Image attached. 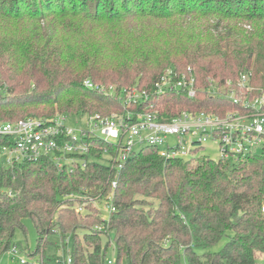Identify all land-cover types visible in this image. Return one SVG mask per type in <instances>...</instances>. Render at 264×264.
Wrapping results in <instances>:
<instances>
[{
    "label": "trees",
    "instance_id": "trees-1",
    "mask_svg": "<svg viewBox=\"0 0 264 264\" xmlns=\"http://www.w3.org/2000/svg\"><path fill=\"white\" fill-rule=\"evenodd\" d=\"M54 22L58 25L48 31ZM27 24L30 30L21 31ZM222 24L227 31L220 30ZM58 29L59 38L44 34ZM79 35L88 37L78 41ZM187 68L198 94L194 99L174 93L157 98L165 108L160 117L182 111L221 117L250 112L242 102L208 89L214 81L218 87L229 81L239 95H264V0H0V74L7 79L0 82V123L40 118L42 111L34 109L53 105L70 117L109 116L122 111V89L139 84L152 91L165 69L180 74ZM242 75L248 76L251 91L238 87ZM34 77L30 96L13 95L14 87ZM86 79L115 84L116 94L90 91L83 85ZM42 85L47 88L40 91ZM101 156L92 150L84 157L86 168L71 174L59 172L45 158L12 167L2 161L0 255L28 218L38 233L36 253L57 228L64 248L72 242L71 264H107L112 241L113 264H258L256 256H264V147L217 161L196 155L166 161L147 147L128 157L122 170L110 168ZM71 193L98 198L99 204L112 196L115 211L106 222L92 204L76 214L67 201ZM77 231L84 232L82 239ZM224 237L220 251H209ZM56 260L45 256L43 264Z\"/></svg>",
    "mask_w": 264,
    "mask_h": 264
},
{
    "label": "built area",
    "instance_id": "built-area-1",
    "mask_svg": "<svg viewBox=\"0 0 264 264\" xmlns=\"http://www.w3.org/2000/svg\"><path fill=\"white\" fill-rule=\"evenodd\" d=\"M248 79V76L242 75L238 87L251 91L246 86ZM83 84L93 92L116 94L114 87L106 89L90 80H85ZM198 91L190 68L180 74L168 69L157 79L152 91L122 89L118 95L122 106L120 113L109 116L54 115L51 118H25L0 123V138L5 139L0 145V158L7 167L45 158L59 172L71 174L78 168H86L88 161L84 157L90 156L92 150L100 151L101 157L110 162V168L122 170L128 157L147 147L156 149L158 156L166 161L188 160L197 155L198 148L208 141L217 146L219 159L249 156L264 147V113L261 111L264 97L240 101L230 94L234 103L242 102L245 108L250 109L244 114L232 111L221 117L205 112L182 111L170 118L165 115L167 119L160 117L161 103L157 98L174 93L194 99ZM98 142L108 145L115 154L99 146ZM115 186L116 183L112 182V187ZM67 201L73 204L78 214H84L89 204L101 205L98 198L91 199L76 193L68 195ZM102 205L108 219L115 211L112 196ZM13 253H17L16 248H13ZM71 262L68 256L64 264ZM20 263L25 264L23 260ZM40 264H43L42 260ZM107 264H113V261L108 260Z\"/></svg>",
    "mask_w": 264,
    "mask_h": 264
},
{
    "label": "rangeland",
    "instance_id": "rangeland-1",
    "mask_svg": "<svg viewBox=\"0 0 264 264\" xmlns=\"http://www.w3.org/2000/svg\"><path fill=\"white\" fill-rule=\"evenodd\" d=\"M70 18H66V21L69 22ZM78 22V21H77ZM76 22V23H77ZM214 21H209L208 23L210 25L213 24ZM58 22H54L53 25H50L48 26V31L51 30V29H54L58 24ZM237 23H239L240 25L242 24L241 21H237ZM233 24H236V23H232ZM256 25V26H255ZM30 26H32V24H27V27H23L21 28V31L23 32H27L30 30ZM245 30L247 31H251L250 27L248 25H243L242 26ZM254 28H261V25L260 24H254L253 25ZM220 30L222 31H227V28L224 27V25L222 24L220 26ZM61 30L58 29V30H55V32H48V33H44V34H49L53 39L54 38H59V32ZM212 35L214 33H211ZM30 36V35H28ZM27 36V37H28ZM111 38L112 36L109 35ZM86 37L88 36H85L83 37L82 35H79L77 37V40L78 41H82L84 40ZM61 38V37H60ZM66 36H64L62 38V41L65 42L66 40ZM114 38V37H113ZM70 39V38H69ZM71 40V39H70ZM72 41V40H71ZM32 55V59H34L33 57H35V55L31 54ZM258 64H256V68H257ZM168 70V69H165V71ZM185 72V71H184ZM183 72V73H184ZM37 77V79H39V76L38 75H35ZM144 78H146V75H144ZM140 79V78H138ZM1 80H4V76H2L0 74V82H3L5 83L4 81L7 79H5L4 81H1ZM88 80V79H86ZM36 78L34 77L33 80L30 82V80H27L28 84L27 85H24V86H20V87H14L15 90H14V96L17 94H27L30 96L32 90L34 89V86L33 84L36 82ZM43 82H45L43 79H42ZM85 81V80H84ZM2 83V84H3ZM9 83V82H8ZM230 85H229V84ZM95 84V83H94ZM84 85V84H83ZM96 85H99V84H96ZM101 86V85H99ZM114 86H116L115 84L113 85H108V86H104L106 89H109V88H113ZM256 87L254 88V90L257 91L258 89V85L256 83L255 85ZM47 88V85H42L41 88H39L40 91L42 90H45ZM131 88H138V89H142L139 84H137L136 86H133ZM28 89V90H26ZM130 89V88H129ZM144 89V88H143ZM198 89L200 90V88L198 87ZM231 89V90H230ZM38 90V91H39ZM235 90H238V89H234V87L232 86V84L227 81L226 84H224L223 86L221 87H218V83L214 81V83L212 82L211 86L209 87L208 91H212V92H215L217 94H220V95H223V96H226L230 99V94L236 96L239 100L243 101V100H246L248 99V96L247 95H244L240 93V95L235 91ZM0 91H1V85H0ZM39 91V92H40ZM231 92V93H230ZM245 92V91H243ZM238 96H241V98H239ZM262 98L264 97V95H260V96H253L252 98ZM164 106H162L160 108V110L164 111L165 108H163ZM39 110H41L42 112H40ZM33 111V110H32ZM51 111H55V114L54 115H65V114H62V113H59V109H58V105H53V106H50V107H47V106H38L37 108L34 109V113L35 112H40L42 113L43 115L42 116H45L46 114H49V112ZM121 111H112L110 114H116V113H120ZM232 112V111H230ZM30 117V118H38V119H43L44 117ZM2 121V120H0ZM196 157H208L210 158L211 160L213 161H217L219 160V151L217 149V146L212 142V141H208L206 143H203L201 145L200 148H198V152H197V155ZM0 163H2V160L0 158ZM102 203L101 205H98V210H101L102 211ZM63 207L64 206H61L62 209L60 210H63ZM66 207V206H65ZM69 208L75 212L74 208H73V204L71 206H69ZM59 209L57 210V214H59ZM67 214V212H66ZM78 214V213H76ZM105 214L103 211L102 213L100 214V220L103 221V220H107V218H105ZM107 215V214H106ZM57 218L58 216L56 217H53V224L55 222H57ZM79 224L80 221H78ZM23 223V228L20 229V228H17L11 238V241H10V245H9V249L8 251H6L5 253L1 254L0 255V264H21L20 261L23 260L25 262V264H40L41 260L43 261L44 260V257H49L53 260L57 259L54 263V261H50V262H46L45 264H64V262L67 260V257L70 256V251H71V245H72V242L71 241H67L66 242V245H65V248L62 246V243H61V238L59 237V232L57 230V228H52L51 230L52 231V234L53 235H48L47 237L45 236L44 237V245L41 252L39 253H36V248H37V245H38V233L36 231V228L34 227L32 221L28 218L26 219H23L22 221ZM82 226V225H80ZM100 226L96 227L97 230H100ZM69 234V233H66V235ZM77 236L79 239H82L83 236H84V232L83 231H77ZM230 234V233H229ZM46 238V239H45ZM227 242V238L224 237L218 244H216L214 247H212L211 249H209V251L211 252H218L220 251L225 243ZM83 246V248L85 250H88L86 248V245L82 242L81 243ZM13 248H16L17 249V253H13ZM91 249V248H90ZM89 249V251H90ZM116 258V252H115V248H114V243L113 241L111 242L110 246L107 248V251H106V259L107 260H110V261H113L115 260ZM58 261V262H57ZM257 263L258 264H264V258H259L257 259Z\"/></svg>",
    "mask_w": 264,
    "mask_h": 264
},
{
    "label": "crops",
    "instance_id": "crops-1",
    "mask_svg": "<svg viewBox=\"0 0 264 264\" xmlns=\"http://www.w3.org/2000/svg\"><path fill=\"white\" fill-rule=\"evenodd\" d=\"M256 258H257V259H259V258H264V256L261 255V254H258V255L256 256Z\"/></svg>",
    "mask_w": 264,
    "mask_h": 264
}]
</instances>
